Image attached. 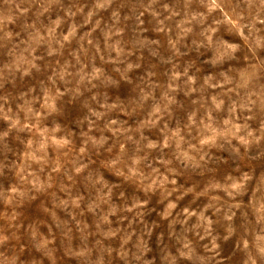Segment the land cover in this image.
Returning <instances> with one entry per match:
<instances>
[{
    "label": "clouds",
    "instance_id": "9594fccd",
    "mask_svg": "<svg viewBox=\"0 0 264 264\" xmlns=\"http://www.w3.org/2000/svg\"><path fill=\"white\" fill-rule=\"evenodd\" d=\"M0 264H264V0H0Z\"/></svg>",
    "mask_w": 264,
    "mask_h": 264
}]
</instances>
